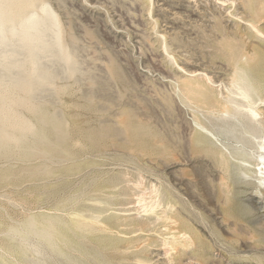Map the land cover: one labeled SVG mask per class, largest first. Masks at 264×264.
Listing matches in <instances>:
<instances>
[{"label": "rangeland", "instance_id": "obj_1", "mask_svg": "<svg viewBox=\"0 0 264 264\" xmlns=\"http://www.w3.org/2000/svg\"><path fill=\"white\" fill-rule=\"evenodd\" d=\"M49 1L61 12L64 20L73 21L74 33L83 39L80 45L84 49L81 54L83 59L86 58L85 65H88L90 74L102 83L97 84L100 96L96 100L107 107L105 110L90 108L85 98V92L90 89L89 79L83 78L76 84L70 82L69 91L61 95V105L69 123L65 151L55 156L52 164L48 161L47 164L54 168L53 173L36 178L28 176L24 168L41 163L40 158L29 160V163L16 158H0V243L13 249L16 242L7 237L12 224V227H19L30 215L41 212L61 213L57 209H61L68 200L79 202L78 208L84 212L95 206L108 207L109 213L130 214L142 211L144 205L152 200V195L155 196L156 190H160L164 194L165 205L170 199V191L178 195L181 193L179 197H185L190 209L197 215H191L188 210L180 208L181 203H177L183 221L190 219L197 243L196 254L183 256L182 264L186 261L188 264H264V195L253 186L242 183L249 179L242 178L244 173L236 166L238 161L232 159L236 165L231 167L233 186L227 199L219 184L225 172L211 158L199 152L193 154V151L188 152L183 147L184 138L195 137L192 114L196 108L183 105L175 95L174 81L185 71L174 64L157 35L165 33L169 41L172 39L170 51L177 57L179 65L187 69L186 73L195 69L206 71L215 79V86L219 82L221 85L228 82L231 71L226 65L224 36H243L247 47L257 46L264 52L263 39L245 30V24L229 13L237 7V13L240 14L241 10L243 14L242 6L236 3L231 8L229 1L222 5L215 0H154V14L159 20L158 26H155L148 11L137 0H89L92 4L85 0H65L66 3L59 2L62 8H58L56 0ZM259 25L264 30L263 20L259 21ZM86 26L97 31L100 38L91 39L85 35ZM109 56L117 60L121 73L126 76L124 81L123 78L116 80L117 76L115 80L109 77L104 64ZM220 85L217 87L220 88ZM171 98L176 103L171 105ZM99 103L96 101L94 105ZM120 111H124V115ZM122 124L128 129L125 132L129 133L119 131ZM102 126L111 127L108 136L100 135ZM211 128L217 131L215 141L221 138L218 144L229 142L230 133H223L228 135L225 138L220 127ZM125 137L129 139L125 140ZM55 163L60 166H55ZM1 168H11L9 180L1 176ZM173 219H168L166 223L171 224ZM203 220L208 222V229L203 228ZM162 224L151 228L140 225L112 228L115 238L137 236L136 244L124 248L128 245L125 241L115 239L110 246L105 245L107 240L102 241L101 245L106 248L97 249L95 255L103 260V264H136L137 257L144 258L146 264H180L179 258L168 259L165 253L163 234L166 230H163L165 227ZM209 228H212L211 232ZM235 228L241 232L237 233ZM117 250L120 253L116 254Z\"/></svg>", "mask_w": 264, "mask_h": 264}, {"label": "bare ground", "instance_id": "obj_2", "mask_svg": "<svg viewBox=\"0 0 264 264\" xmlns=\"http://www.w3.org/2000/svg\"><path fill=\"white\" fill-rule=\"evenodd\" d=\"M56 1L58 8H62L59 2L66 3L65 0ZM85 1L91 3L89 0ZM137 1L148 11V15L151 16L156 26L159 20L155 18L154 14L155 1ZM215 1L222 5H226L229 1L228 5L231 4V8L236 6V3L241 5L245 17L241 10H239L240 14L237 13V7L233 12L230 10L229 13L236 17L237 21L245 24V30L251 31V34L264 41V30L259 25V21L263 20L264 22V0ZM73 30V21L64 20L61 12L54 7L52 1L0 0V158H16L28 161V163L29 160L40 158L41 163L34 166L27 165L24 168V171L31 178L53 173L54 168L48 165V161H53L55 156L65 151L64 144L69 123L66 112L61 105L63 103L61 95L69 91L70 82L76 84L78 80L83 81V78L89 79L90 89L84 95L85 98L87 97L86 100L90 108L105 110L107 107L96 100L100 96L97 93V84L102 83L88 71V65H85L87 62L84 60L86 58L83 59L81 54L84 50L80 45L83 39L76 36ZM84 33L91 39L100 38L97 31L87 26ZM157 35L164 51L171 55L174 64H177L186 73L187 69L185 70L183 66L179 65L177 57L170 51L172 39L169 41V37L165 33H158ZM223 40L226 65L231 70L230 74L228 73V82H222L221 85L219 82L218 85L221 87L218 88V85L215 86L216 81L213 76L211 77L206 71L198 72L196 69L195 71H188L186 74H180L174 81L175 95H178L183 105H192L196 108L192 114L195 124V137L184 138L183 147L188 152L193 151V154L199 152L201 155L204 154V156L211 158L225 172L222 173L219 184L220 191L222 190L227 199L230 198L231 187L233 186V179L230 174L231 167L236 165L233 164L232 159L238 161L236 166L244 173V177L242 175L240 179L241 177L249 179L242 183L253 186L259 194L264 195V52L262 53L257 46L247 47L245 39L240 35H226ZM104 64L110 78L115 80L117 76L116 80H120V78L126 77L124 73H121L120 66L113 56H109ZM124 78L123 81L126 79ZM172 97L174 96L172 95ZM96 101L100 105H94ZM169 102L170 104L176 103V100L171 98ZM109 105L111 104L109 103ZM110 107L108 106V108ZM75 108L77 109V107ZM129 114L127 117L130 116ZM123 121L120 120V122ZM120 122L117 124L120 125ZM215 126L224 131L222 132L217 128L222 134L229 135L230 133L229 137L223 134V137H228L229 142H226L227 144L223 142L218 144L221 139L220 135V139L215 141L217 131L211 128ZM100 129V135L103 137L108 136V132L111 131L110 126H102ZM127 130L125 124L119 129L125 134L129 133L125 132ZM113 131L118 133L117 130ZM127 139L129 138L125 140ZM172 155L173 158L176 157L174 153ZM177 158L179 157L177 156ZM55 164V166H60L57 165L58 163ZM10 174L11 168H6L1 176L9 180ZM156 193L155 196L152 195V200L150 199L151 201L146 203L144 208L142 207V211L137 210V212L130 214L126 212V214H120L117 211L109 213L108 207L95 206L84 212L78 208L79 202L74 203L68 200V203H61V209H57V211L61 210V213L55 210L56 213L41 212L30 215L19 227H12L13 224L11 225L7 237L15 240L16 244L12 249L5 243H0V264H103V260L95 255L101 248H106V246L101 245L102 241L107 240L105 245L109 246L114 244L113 240L115 239L123 241V243L125 241L128 245L124 248H131L130 244L134 246L133 244H136V239H138L135 235L130 238L123 237L124 235L115 238L113 237L114 233L112 234V228L121 227L122 229L133 225L151 228L152 226L160 227V223H163L162 226L165 227L163 230H166L163 234V241L168 259L179 258L180 264H182L183 256L196 254L197 243L194 235L195 229L191 227L190 219L183 221L184 217L177 203H181L180 208L188 210L191 215H197H195V211L190 209L191 207L185 197L184 199L183 196L179 197L182 195L181 193V195L176 193L177 196L170 191L171 196L170 199H167L166 205L164 204L163 193L160 190H156ZM142 200L143 198L140 199L141 202ZM171 200L173 203H170ZM196 214L198 213L196 212ZM171 218H174L173 222H170L171 224L166 223ZM201 218L203 219L202 216ZM203 221L205 223L204 226L202 224L203 228L208 229L206 226L208 222ZM210 229L212 228H209V231ZM239 232L241 231L237 233ZM118 250L121 249L118 248ZM118 250L116 254L120 253ZM145 262L144 258L137 257L136 264H146ZM119 263L122 264V262ZM186 263L188 264L187 261Z\"/></svg>", "mask_w": 264, "mask_h": 264}]
</instances>
